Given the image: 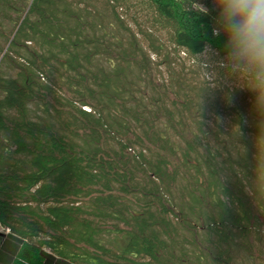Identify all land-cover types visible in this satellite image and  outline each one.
Returning a JSON list of instances; mask_svg holds the SVG:
<instances>
[{
	"label": "trees",
	"instance_id": "16d2710c",
	"mask_svg": "<svg viewBox=\"0 0 264 264\" xmlns=\"http://www.w3.org/2000/svg\"><path fill=\"white\" fill-rule=\"evenodd\" d=\"M227 6L0 0L10 264H264V109Z\"/></svg>",
	"mask_w": 264,
	"mask_h": 264
},
{
	"label": "clouds",
	"instance_id": "9594fccd",
	"mask_svg": "<svg viewBox=\"0 0 264 264\" xmlns=\"http://www.w3.org/2000/svg\"><path fill=\"white\" fill-rule=\"evenodd\" d=\"M226 11L242 54L264 70V0H228Z\"/></svg>",
	"mask_w": 264,
	"mask_h": 264
},
{
	"label": "rangeland",
	"instance_id": "374dc122",
	"mask_svg": "<svg viewBox=\"0 0 264 264\" xmlns=\"http://www.w3.org/2000/svg\"><path fill=\"white\" fill-rule=\"evenodd\" d=\"M232 62L239 74V77L233 81L236 82L237 89H239V99L244 98L246 100L245 104L249 105L251 108L255 106V104H258L260 105L259 109H264V86L257 85V83L249 77V71L247 69L254 64L243 54L233 58ZM0 233L6 235L4 239L6 242L0 249V264H10L16 251V243L15 240L8 238L7 235L9 232L1 227Z\"/></svg>",
	"mask_w": 264,
	"mask_h": 264
},
{
	"label": "water",
	"instance_id": "95a60500",
	"mask_svg": "<svg viewBox=\"0 0 264 264\" xmlns=\"http://www.w3.org/2000/svg\"><path fill=\"white\" fill-rule=\"evenodd\" d=\"M5 237H6L5 234H1L0 233V249H1L2 245H3V242H4Z\"/></svg>",
	"mask_w": 264,
	"mask_h": 264
},
{
	"label": "crops",
	"instance_id": "0c3cea01",
	"mask_svg": "<svg viewBox=\"0 0 264 264\" xmlns=\"http://www.w3.org/2000/svg\"><path fill=\"white\" fill-rule=\"evenodd\" d=\"M5 241H6V240H5ZM5 241H4V242H5ZM4 242H3V244H4ZM2 246H3V245H2Z\"/></svg>",
	"mask_w": 264,
	"mask_h": 264
}]
</instances>
